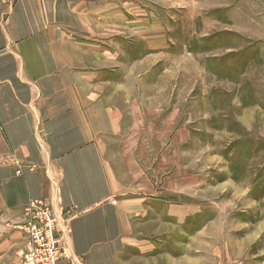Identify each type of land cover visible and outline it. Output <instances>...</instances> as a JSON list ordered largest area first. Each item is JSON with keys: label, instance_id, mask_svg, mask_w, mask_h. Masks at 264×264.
Listing matches in <instances>:
<instances>
[{"label": "crops", "instance_id": "crops-1", "mask_svg": "<svg viewBox=\"0 0 264 264\" xmlns=\"http://www.w3.org/2000/svg\"><path fill=\"white\" fill-rule=\"evenodd\" d=\"M126 9L127 0L0 7V264H24L25 210L39 200L69 261L209 264L205 229L178 256L159 251L161 217L190 215L161 199L146 162L159 157L160 124L162 141L174 126L176 52L146 24L129 38L112 22Z\"/></svg>", "mask_w": 264, "mask_h": 264}, {"label": "rangeland", "instance_id": "rangeland-1", "mask_svg": "<svg viewBox=\"0 0 264 264\" xmlns=\"http://www.w3.org/2000/svg\"><path fill=\"white\" fill-rule=\"evenodd\" d=\"M112 20L175 45L174 126L146 162L190 215L161 217L159 251L178 256L205 229L209 264H264V0H127Z\"/></svg>", "mask_w": 264, "mask_h": 264}, {"label": "built area", "instance_id": "built-area-1", "mask_svg": "<svg viewBox=\"0 0 264 264\" xmlns=\"http://www.w3.org/2000/svg\"><path fill=\"white\" fill-rule=\"evenodd\" d=\"M6 1L11 5L15 0H0V7ZM26 223L23 226L28 239L24 264H77L69 261L59 235L52 208L44 200L33 201L26 207ZM68 259V262H63Z\"/></svg>", "mask_w": 264, "mask_h": 264}, {"label": "bare ground", "instance_id": "bare-ground-1", "mask_svg": "<svg viewBox=\"0 0 264 264\" xmlns=\"http://www.w3.org/2000/svg\"><path fill=\"white\" fill-rule=\"evenodd\" d=\"M221 225V224H220ZM250 241V240H249ZM215 259V258H214ZM215 264V263H214Z\"/></svg>", "mask_w": 264, "mask_h": 264}]
</instances>
